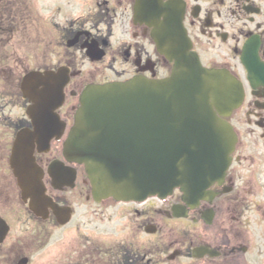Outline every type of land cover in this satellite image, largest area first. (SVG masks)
I'll use <instances>...</instances> for the list:
<instances>
[{"label":"flooded vegetation","instance_id":"af4514ba","mask_svg":"<svg viewBox=\"0 0 264 264\" xmlns=\"http://www.w3.org/2000/svg\"><path fill=\"white\" fill-rule=\"evenodd\" d=\"M159 1L0 0V264H264V0ZM153 31H179L202 67L239 82L242 101L223 118L235 138L228 167L203 190L95 200L83 166L63 155L79 98L89 85L169 77L174 60ZM30 71L61 72L59 106L30 108ZM29 113L43 115V133ZM22 131L54 203L41 215L10 167Z\"/></svg>","mask_w":264,"mask_h":264},{"label":"water","instance_id":"95a60500","mask_svg":"<svg viewBox=\"0 0 264 264\" xmlns=\"http://www.w3.org/2000/svg\"><path fill=\"white\" fill-rule=\"evenodd\" d=\"M180 36L179 31H153L159 53L174 60L170 77L90 85L81 94L64 156L84 166L96 200L166 197L173 188L203 190L223 177L235 138L221 117L241 103V86L226 71L203 68ZM59 76L31 71L23 77L21 91L30 108L61 104ZM29 117L35 136L46 130L43 115ZM24 135H17L10 167L23 199L41 215L40 206L53 203L44 194L31 151L23 146Z\"/></svg>","mask_w":264,"mask_h":264},{"label":"rangeland","instance_id":"374dc122","mask_svg":"<svg viewBox=\"0 0 264 264\" xmlns=\"http://www.w3.org/2000/svg\"><path fill=\"white\" fill-rule=\"evenodd\" d=\"M13 71L15 72V71H16V69H15V68H13Z\"/></svg>","mask_w":264,"mask_h":264}]
</instances>
